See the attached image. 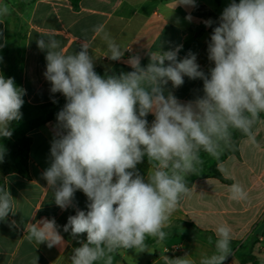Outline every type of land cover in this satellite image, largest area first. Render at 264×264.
Segmentation results:
<instances>
[{"label":"clouds","instance_id":"obj_1","mask_svg":"<svg viewBox=\"0 0 264 264\" xmlns=\"http://www.w3.org/2000/svg\"><path fill=\"white\" fill-rule=\"evenodd\" d=\"M176 6L194 8L196 0H177ZM9 14V6L0 4V18ZM186 19L191 21V15ZM203 23L210 27L213 21ZM94 31L103 33L108 59L120 61L130 51L102 25ZM37 46L46 50L44 76L51 93L66 99L57 114L51 163L42 175L62 210L75 207L78 190L88 201L87 210L77 207L62 226L79 244L71 264H113L118 250L145 251L149 237L162 243L171 214L190 194L186 177L202 163L201 151L219 160L233 146L234 131L256 142L253 128L264 113V0H232L223 9L208 44V60L214 63L208 73L191 51L178 59L182 45L150 50L147 66L139 55L130 56L132 71L103 76L95 71L86 41L74 54H65L52 36L39 38ZM185 76L203 81V95L182 103L166 86L171 82L179 88ZM25 94L14 78L0 74V138H11L12 123L22 118ZM149 114L154 116L151 124ZM145 158L149 168L142 175L137 166ZM218 170L230 178L223 165ZM229 193L235 201L248 199L238 182L229 186ZM15 212L10 191L0 188V221ZM10 226L18 227L15 221ZM60 227L54 218L29 223L27 240L62 247ZM85 234L86 239H79ZM215 236V251L199 264H224L232 255L230 226L220 224ZM208 241L212 244L213 237ZM162 259L163 264H195L187 255Z\"/></svg>","mask_w":264,"mask_h":264},{"label":"crops","instance_id":"obj_2","mask_svg":"<svg viewBox=\"0 0 264 264\" xmlns=\"http://www.w3.org/2000/svg\"><path fill=\"white\" fill-rule=\"evenodd\" d=\"M231 2L196 0V7L192 8L176 6L177 0H81L79 8L75 9L71 0H0V4H7L10 9L9 15L0 18V51L21 32L22 81L31 105L45 104L62 95L51 93V84L44 76L46 50L37 46L41 37L47 40L52 36L59 40L65 54L79 51L81 41H86L95 60V70L100 68L104 72L132 70L127 61L133 55H139L141 64L147 66L150 50L159 45L163 50L182 45L178 59L191 51L196 54L201 69L208 73L214 67L208 60V44L223 9ZM189 15L191 21L186 19ZM209 19L213 21L210 27L203 23ZM101 25L122 48L130 49L120 61L105 57L107 45L103 33L94 31ZM2 68L0 57V74ZM166 88L182 103L203 95V81L186 76L179 88H173L171 82ZM29 114L37 116L42 111H29ZM147 119L151 124L154 116L149 114ZM57 130L55 118L27 134L31 144L25 173L0 172L5 189L14 198L16 211L9 214L7 220L0 221V264H32L35 258L38 264H71L73 248L79 246L70 233L63 232L62 226L70 215L76 214L77 207L87 210V197L78 190L75 207L62 210L55 204L53 190L42 175L50 166L51 142ZM253 132L255 144L243 135L232 148L224 149L220 160L201 152L202 163L197 166V177L188 184L190 194L182 198L164 228L168 233L166 239L158 243L151 238L146 242L147 249L141 252L118 250L113 264H163L164 255L170 259L187 255L199 264L201 257L215 251V230L220 224L232 229V255L224 264H251L244 261L247 256L264 261V117L260 116ZM221 165L228 169L230 178H225L218 170ZM137 168L146 175L147 159ZM235 182L248 193L247 200L229 198V186ZM42 218H54L61 226L62 247L48 248L46 244L27 240L25 226ZM13 221L18 227L10 226ZM209 236L213 237L212 244ZM79 239H86V234Z\"/></svg>","mask_w":264,"mask_h":264},{"label":"trees","instance_id":"obj_3","mask_svg":"<svg viewBox=\"0 0 264 264\" xmlns=\"http://www.w3.org/2000/svg\"><path fill=\"white\" fill-rule=\"evenodd\" d=\"M80 1L81 0H71V3L75 9L79 8ZM7 47H5L0 51V57L3 66L2 74L6 78L9 77L14 78L16 85L24 89L23 81H22L23 60L21 56L20 46L18 47V58L15 60V62L12 63L3 62V56L7 51ZM95 71L103 76L105 75V73L119 74L121 72H128L132 70L114 69L111 71L104 72L102 69L98 68ZM23 99L25 103L21 109L22 118L19 121H14L12 123L11 127L13 134L11 138H0V141L3 143L2 144L3 159L0 161L6 164L5 167L7 166V162L9 163V166L6 168V170L3 173L17 172L23 174L26 172L27 163L29 159L30 144H31L30 138L27 136V134L31 130L40 127L46 124L47 122L57 118L58 112L64 107L66 103V99L63 95L55 99L56 103H53V101H51L41 105H31L30 103H28L26 95H24ZM34 110L42 111V114L37 116H34V114H29V111H34ZM260 116L264 117V113H261ZM241 136L243 135L240 132L238 131L233 132V137H232L233 146L235 144V141ZM201 152L204 151L202 150ZM223 156L224 155L220 156L219 160L222 159ZM213 169H215V167ZM196 177H197L196 171L190 173L186 177L187 184H191ZM0 188H5L3 180L1 178H0ZM150 240L151 237L147 238L146 242H149ZM244 261L250 262L251 264H264V261L258 260L253 256H247L246 258H244Z\"/></svg>","mask_w":264,"mask_h":264},{"label":"rangeland","instance_id":"obj_4","mask_svg":"<svg viewBox=\"0 0 264 264\" xmlns=\"http://www.w3.org/2000/svg\"><path fill=\"white\" fill-rule=\"evenodd\" d=\"M21 38V32L19 34H16L14 40L9 43L7 47V51L3 56V62L4 63H12L15 62V60L18 58V47L20 46L19 41ZM3 143L0 141V150H2ZM4 162L0 161V172H4L6 168L9 166V163L7 162V166Z\"/></svg>","mask_w":264,"mask_h":264},{"label":"built area","instance_id":"obj_5","mask_svg":"<svg viewBox=\"0 0 264 264\" xmlns=\"http://www.w3.org/2000/svg\"><path fill=\"white\" fill-rule=\"evenodd\" d=\"M236 2L238 3V2H239V0H236Z\"/></svg>","mask_w":264,"mask_h":264}]
</instances>
